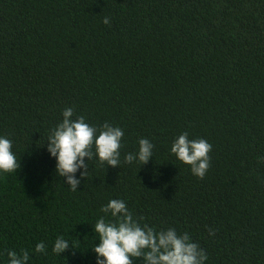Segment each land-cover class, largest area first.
Segmentation results:
<instances>
[{
	"label": "trees",
	"instance_id": "trees-1",
	"mask_svg": "<svg viewBox=\"0 0 264 264\" xmlns=\"http://www.w3.org/2000/svg\"><path fill=\"white\" fill-rule=\"evenodd\" d=\"M66 107L121 127L122 158L140 138L153 158L93 159L70 190L46 151ZM184 132L212 145L203 179L170 154ZM0 135L19 162L0 175V264L10 250L95 264L92 226L111 199L188 232L206 264H264V0H0ZM60 235L77 243L59 256Z\"/></svg>",
	"mask_w": 264,
	"mask_h": 264
},
{
	"label": "clouds",
	"instance_id": "clouds-1",
	"mask_svg": "<svg viewBox=\"0 0 264 264\" xmlns=\"http://www.w3.org/2000/svg\"><path fill=\"white\" fill-rule=\"evenodd\" d=\"M104 24L109 18L103 19ZM61 121L50 130L46 139V151L49 158L55 160V173L64 179L70 190L77 191L81 179L87 174L89 161L95 159L98 164L113 169L121 164L140 166L153 158L154 145L147 138L138 140L134 152L121 154L124 131L119 126L105 122L96 127L86 122L83 116L73 118L74 109L66 107L62 111ZM212 145L207 140L189 139L188 133L178 135L170 146V154L177 161L189 167L191 174L203 179L210 166ZM87 158V162H85ZM19 167L16 154L12 151V141L0 135V175L14 173ZM80 171V177L76 173ZM100 216L92 231L97 243L92 248L95 264H133L141 258L143 264H206L208 256L188 232H178L173 227L156 229L141 224L134 218L122 199H111L102 206ZM105 216L111 217L106 220ZM215 234L209 229V236ZM76 241L57 236L52 244V252L61 255ZM34 253L46 254L47 246L41 241L36 243ZM29 251H8L7 264H29Z\"/></svg>",
	"mask_w": 264,
	"mask_h": 264
}]
</instances>
